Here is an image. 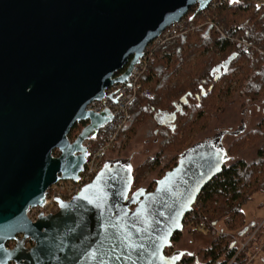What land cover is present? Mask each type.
I'll return each instance as SVG.
<instances>
[{
  "label": "water",
  "instance_id": "1",
  "mask_svg": "<svg viewBox=\"0 0 264 264\" xmlns=\"http://www.w3.org/2000/svg\"><path fill=\"white\" fill-rule=\"evenodd\" d=\"M208 1L0 0V264L181 260L185 251L165 249L227 162L225 131L183 151L152 190L132 189L128 159L106 160L69 201H57L55 213L32 222L27 212L44 205L59 179L78 181L89 154L83 141L107 120L87 104L126 80L167 25Z\"/></svg>",
  "mask_w": 264,
  "mask_h": 264
},
{
  "label": "trees",
  "instance_id": "2",
  "mask_svg": "<svg viewBox=\"0 0 264 264\" xmlns=\"http://www.w3.org/2000/svg\"><path fill=\"white\" fill-rule=\"evenodd\" d=\"M194 13L193 6L187 15ZM208 15L223 26V33L204 26L179 37L175 44L153 47L151 42L148 44L151 54L140 75V86L149 87L152 96L139 98L130 108L131 118L111 147L123 132L133 133L137 123H155V133L161 137L160 149L133 169L132 189L137 188L145 170L160 165L167 148L175 155L168 167L164 165L163 174L174 167L180 154L195 143L194 135L234 95L248 103H255L264 95V4L258 5L255 0L226 1ZM234 33L247 45L231 40ZM163 50L167 53L162 55ZM84 124L75 123L68 137H74ZM230 132L237 135L228 147V154L237 156L245 148L258 144L255 158L225 163L220 173L204 186L194 209L184 217L183 229L187 233L205 231L212 240L197 254L185 251L179 264H246L257 245L260 248L255 254L264 253V215L247 224L242 209L254 194L264 196V115L249 131L241 126ZM228 157L227 161L231 159ZM200 222L205 224L203 228L198 227ZM182 231L172 236L171 249H175ZM232 232L234 239L229 237ZM251 235L240 249L238 241Z\"/></svg>",
  "mask_w": 264,
  "mask_h": 264
},
{
  "label": "rangeland",
  "instance_id": "3",
  "mask_svg": "<svg viewBox=\"0 0 264 264\" xmlns=\"http://www.w3.org/2000/svg\"><path fill=\"white\" fill-rule=\"evenodd\" d=\"M256 4H264V0H255ZM199 21L201 19H198ZM193 31L189 32L192 33ZM188 34V33H187ZM179 39V38H178ZM177 39V40H178ZM174 42V44L177 42ZM167 50L162 51V55L166 54ZM150 92V96H152V91L147 88ZM264 115V95L255 103H248L246 100L237 97L234 95L231 99L223 104V108L217 114H214L208 123L204 126L201 132L194 135V142L203 140L206 137L212 136L221 130H235L240 126L243 127L245 131H249L254 124ZM155 123L152 121H142L137 123L134 128L133 133L123 132L120 139L115 143L113 148H111L106 155V159L108 160H116L118 158H126L130 161L133 169H136L140 164L144 163L146 160H149L158 152L160 149V140L159 137L155 133ZM77 134V133H76ZM74 135V137L76 136ZM237 135V134H236ZM235 133L224 134L222 138V144L226 149L228 154V147L232 143L235 138ZM74 137L69 138L70 140L74 139ZM258 144L251 145L245 148L239 155L234 156V153L231 156V159L226 163L234 162L237 159L243 161H250L255 158L256 149ZM57 154V153H54ZM175 155L173 151H168V148L163 152L162 159L160 160V165L145 170L146 172L143 174V178L137 184V187H144L146 190H152L155 181L159 179L163 175L164 165L168 167L171 164V159ZM263 194L256 193L253 195L252 199L247 201L242 209L245 213L246 223H253L256 220L260 219L264 215V207H263ZM260 224V223H259ZM184 230V229H183ZM230 239H234V232L229 234ZM212 240V236L205 231L197 232H189L182 231L181 237L174 244V248L178 250H187L189 252H193L197 254L201 249L207 247ZM11 244V243H10ZM259 246V245H257ZM256 250V249H254ZM264 258V253H256L251 264H264L262 261ZM201 259V256L198 257V260Z\"/></svg>",
  "mask_w": 264,
  "mask_h": 264
},
{
  "label": "built area",
  "instance_id": "4",
  "mask_svg": "<svg viewBox=\"0 0 264 264\" xmlns=\"http://www.w3.org/2000/svg\"><path fill=\"white\" fill-rule=\"evenodd\" d=\"M215 1L217 0H213L211 2L210 8H213L217 4ZM204 23H207V26L212 27L216 22L212 23V21L206 17ZM195 26L188 24L187 20L182 19L178 22L172 23L163 35L166 38L169 37L173 39L181 32L184 33L186 31L193 30ZM138 74V70L134 69L125 81L109 86L105 90V95L100 100H97V102H93L86 107L87 110L92 112H106L108 120L99 126L94 138L83 141V144L86 146L89 154L86 158L83 170L78 174V181L75 182L73 180L60 179L49 186L45 195L44 205L30 208L27 212V216L32 222H34L39 215L47 216L48 214L55 213L58 210V200L69 201L82 189L84 185L89 183L104 166V163L107 160L106 155L109 148L116 140L117 133L128 119L126 111L136 98L134 97V93L138 91ZM147 95L149 94L147 93ZM192 208L194 209V204L191 209ZM263 221L255 228L253 234L257 231ZM204 226L205 224L203 222L198 224L199 228H203ZM218 233H220V231H218ZM252 235L245 241H238L240 249H242L250 241ZM20 237L21 235L16 236L17 239ZM30 244V241H27L26 246H29ZM259 248L260 246L254 247L256 250L253 249L250 252L249 259L246 264H251L253 262L255 252L258 251ZM172 252L173 251L169 248L165 249V253L167 255ZM179 262L177 264H179Z\"/></svg>",
  "mask_w": 264,
  "mask_h": 264
},
{
  "label": "bare ground",
  "instance_id": "5",
  "mask_svg": "<svg viewBox=\"0 0 264 264\" xmlns=\"http://www.w3.org/2000/svg\"><path fill=\"white\" fill-rule=\"evenodd\" d=\"M213 0H209L208 2H207V5H206V7L204 8V9H202V10H198L197 9V4H194V5H192L191 7H195V13L193 14V15H191L190 17L187 15V12L179 19V20H177V21H174V22H172V23H175V22H178V21H180V20H182V19H185V20H187V23L188 24H190V25H192V26H195V28L194 29H196V28H199V27H208V28H210L211 30H213V31H216V32H218V33H223V26L221 25V24H219V23H217L215 20H213V18H211V17H208L209 15V12H212V11H214L215 9H217L219 6H221L224 2H226V1H228L229 3H235V2H237V0H217V1H215V2H217V4L213 7V8H210V4H211V2H212ZM190 7V8H191ZM189 8V9H190ZM188 9V10H189ZM205 12V13H204ZM196 15H198V16H196ZM196 16V17H195ZM206 17H208L211 21H212V23H214V22H216V23H214V25L212 26V27H210V26H207L208 24L207 23H204V20H205V18ZM198 19H201L200 21L198 20ZM172 23H170L169 25H167L162 31H161V33L155 38V39H153L152 41H151V43H152V46H150V47H153L154 45H159V44H169V45H171V44H173L179 37H181V36H183V35H186L187 33H189V32H191V31H193V30H189V31H186V32H181V33H179V34H177L176 35V37H174L173 39L172 38H166L163 34L165 33V31H166V29L167 28H169V26H171V24ZM234 26V25H233ZM172 39V40H171ZM230 39L231 40H234V41H237V42H239V43H241L242 45H247V43L246 42H244V41H242V40H240L239 38H238V34L237 33H234V35L233 36H231L230 37ZM149 44V43H148ZM148 44L146 45V47L144 48V50H143V54H142V56L141 57H139V60H138V62L137 63H135L134 64V66H133V68H132V70H131V72L134 70V69H137L138 70V78H137V90L138 91H136L135 93H134V97H136L135 98V100L133 101V103L128 107V109H127V111H126V113H127V116H128V119H127V121L123 124V126H122V128L128 123V121L130 120V118H131V114H130V108L138 101V99L139 98H143V97H147V96H150V92H149V90L147 89V88H141V86H140V75H141V73L143 72V70L145 69V65H146V62H147V60H148V58H149V56H150V54H151V49H150V47H148ZM123 72V70H119L115 75H114V77H116L117 75H120L121 73ZM130 72V73H131ZM130 75V74H129ZM128 78V77H127ZM125 81V80H124ZM123 82V81H122ZM122 82H114L113 84H115V83H122ZM113 84H111V85H113ZM110 85V86H111ZM147 93L149 94V95H147ZM100 100V99H99ZM93 102H97V100L95 99V100H92V101H90L88 104H87V106L89 105V104H91V103H93ZM86 106V107H87ZM87 110V109H86ZM95 113H97V112H95ZM99 114H104L105 115V117H106V112H103V113H99ZM107 120H108V118H107ZM106 120V121H107ZM82 122H84L85 124L83 125V127L88 123V120H85V121H82ZM79 123V122H78ZM102 125V124H101ZM100 125V126H101ZM99 128V127H98ZM121 128V129H122ZM121 129L119 130V132L121 131ZM81 130V129H80ZM79 130V131H80ZM78 131V132H79ZM221 131H225V130H221ZM96 132H97V130H96ZM119 132L117 133V136H118V134H119ZM219 132V131H218ZM225 132H227V131H225ZM78 134V133H77ZM76 134V135H77ZM95 135H96V133H95ZM76 137V136H75ZM74 137V138H75ZM95 137V136H94ZM94 137H92V138H94ZM69 138V137H68ZM91 138V139H92ZM117 138V137H116ZM73 140V139H72ZM87 140H90V139H87ZM85 141V140H84ZM116 141V140H115ZM114 141V142H115ZM113 145V144H112ZM112 145H111V147H112ZM111 147L109 148V150L111 149ZM60 180V179H59ZM171 247V244H170V246L168 247L171 251H172V249L170 248ZM176 250H178V249H173V251H176Z\"/></svg>",
  "mask_w": 264,
  "mask_h": 264
},
{
  "label": "flooded vegetation",
  "instance_id": "6",
  "mask_svg": "<svg viewBox=\"0 0 264 264\" xmlns=\"http://www.w3.org/2000/svg\"><path fill=\"white\" fill-rule=\"evenodd\" d=\"M79 123H81V122H79ZM240 127H241V126H240ZM225 131H227L225 134H229V133H231L229 130H225ZM10 243H11V244H10ZM10 243L7 244L8 247H10V246L13 245L12 242H10ZM172 251H173V249H172Z\"/></svg>",
  "mask_w": 264,
  "mask_h": 264
},
{
  "label": "crops",
  "instance_id": "7",
  "mask_svg": "<svg viewBox=\"0 0 264 264\" xmlns=\"http://www.w3.org/2000/svg\"><path fill=\"white\" fill-rule=\"evenodd\" d=\"M183 251H187V250H183Z\"/></svg>",
  "mask_w": 264,
  "mask_h": 264
}]
</instances>
